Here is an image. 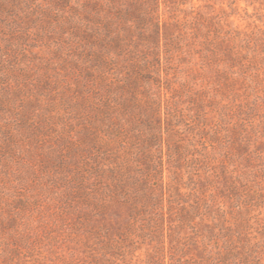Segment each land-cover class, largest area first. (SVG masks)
<instances>
[{
    "label": "trees",
    "instance_id": "16d2710c",
    "mask_svg": "<svg viewBox=\"0 0 264 264\" xmlns=\"http://www.w3.org/2000/svg\"><path fill=\"white\" fill-rule=\"evenodd\" d=\"M0 264H264V0H0Z\"/></svg>",
    "mask_w": 264,
    "mask_h": 264
}]
</instances>
